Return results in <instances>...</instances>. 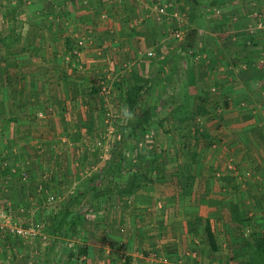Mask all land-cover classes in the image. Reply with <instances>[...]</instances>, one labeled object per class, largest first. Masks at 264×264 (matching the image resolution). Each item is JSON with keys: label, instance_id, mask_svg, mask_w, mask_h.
I'll return each instance as SVG.
<instances>
[{"label": "crops", "instance_id": "1", "mask_svg": "<svg viewBox=\"0 0 264 264\" xmlns=\"http://www.w3.org/2000/svg\"><path fill=\"white\" fill-rule=\"evenodd\" d=\"M25 1L22 10H15L22 12V18L9 22L4 31L0 29V58L4 60L0 61V119L8 125L7 130L0 133V139L1 135L6 137V133L13 138L7 160L18 169L17 173L27 169L33 172V177H38L47 169L52 157L48 156L46 145L56 134L48 128V123L57 125L66 121L61 113L64 103H59V98H48L49 91H55L53 84H49L50 76L58 79L60 74L72 75L71 69L63 65V58L70 45L73 47L85 33L92 38L90 45L94 47L85 49L81 56L91 69L100 65L99 59L120 57L121 53L117 52H127L126 47L132 54L137 42L127 27L140 25L136 18L125 22V17L127 14L137 16L143 3L141 0ZM171 1L174 10L181 6L188 9L184 0ZM194 1V11L201 17L196 19L197 35L191 43H195L203 58L195 61V67L182 70L174 55L169 72L180 71V82L176 79L180 88L189 87L199 93L207 91L208 87L215 88V101L222 92L225 109L220 117L212 120L218 121L213 123L217 129L209 126L205 131L201 126V132L193 130V133L186 129L188 139L191 136L194 142L190 141V147L183 148L181 155L185 157L184 171L191 182L140 183L133 196L121 200L119 207L113 206L117 200L113 201L116 196L111 195L109 203L112 205L107 210H99L97 220L88 224L78 221L71 227L78 226L76 236L83 239L86 259H70L62 264H157L153 251L166 255L173 264L253 263L250 256L255 250L253 233L264 232V214L260 211L264 208V123L261 117L264 69L253 67L264 58V27H257L251 16L253 10L259 8L255 0ZM260 6L259 10L264 11V3ZM214 9L222 14L212 19L213 15L206 11ZM0 13L5 15V8L0 9ZM142 31L144 40L151 38L155 42L156 37L160 38L157 30L154 33L146 27ZM176 51L171 53L176 54ZM22 59L23 62H14ZM111 64L108 62V68ZM140 66L147 71V64ZM17 71H21L23 83L17 82L20 75ZM65 85L70 89L68 83L61 82L60 87ZM72 89L75 91V85ZM210 97L212 93L203 94L206 107ZM236 104L237 107L232 108ZM50 105L57 108L55 115H38ZM212 139L219 143L215 150L206 147ZM219 149L224 153H218ZM174 152L180 155L179 147H175ZM0 157H6V151L0 149ZM55 161L61 163L57 166L64 164L60 156ZM180 164L179 160L176 166ZM9 170L11 167L0 168V186L18 192L13 188L16 174ZM244 182L258 183L256 186ZM235 204L238 220L231 218L230 207ZM4 242L0 240L1 255L6 254ZM48 251L44 254L46 264H61V259L55 261L56 245L49 255Z\"/></svg>", "mask_w": 264, "mask_h": 264}, {"label": "rangeland", "instance_id": "2", "mask_svg": "<svg viewBox=\"0 0 264 264\" xmlns=\"http://www.w3.org/2000/svg\"><path fill=\"white\" fill-rule=\"evenodd\" d=\"M141 1L143 8L139 9L137 16L129 17L127 14L125 17V22L130 23L128 18H131L132 22L136 18L140 25L135 26L132 23L133 25L127 27L137 42L136 49L132 54L126 47L127 52H117L121 53L120 57H113L110 60L99 59L100 65L91 69L90 66L87 67L88 62L81 56L85 49L94 47V44L90 45L92 38H89L90 35L85 33L80 37L82 44L76 46L77 43L74 42L73 47L71 44L63 58V65L71 69L72 75L60 74L58 79L50 76L49 84H53L55 91H49L48 98H59V103H64L61 113H64L66 121H61L57 125L55 122L48 123V128L53 130L56 135H52L46 145L48 156H52L51 160H48L49 165L46 170L41 171L38 177H33V172L27 169H22L17 173L18 169L14 168V165L11 166L8 161V148L13 138L8 137L7 133L6 137L1 135L0 146L3 147L0 149L2 152L6 151V157H0V168L11 167L9 171L16 174L13 188L18 192L0 186V209L8 204L15 224L25 230L33 228L35 231V234L26 233L24 235H8L6 232H1L0 240L1 242L5 241L4 249L6 251L4 255L0 253L1 264H6L7 261L9 264H46L45 251L49 250V255L55 245L58 248L55 261L61 259V264L70 259L74 261L86 259L84 245L81 243L83 239L76 236L78 226L71 229L72 226H69L68 220L70 221L75 216H82L81 222L93 223L94 220H97L99 210H107L112 205L109 203L111 195L117 198L113 200H117L115 205L113 203V206L116 207L120 206L121 200L125 198L129 200V197L133 196L134 189L136 190V188L130 187L132 175L139 176L137 188L140 183L148 182H174V180L176 182H191L188 173L184 171L186 169V166L184 167L185 157L181 155V150L190 147V141L194 142L191 136L188 139L187 132L193 133V130L201 132L199 129L201 126L205 131L209 129V126L214 127L218 121L213 122L212 120L214 117H220L225 109L224 96L221 95V92L218 101H215L213 99V96L217 94L215 88L210 90L208 87V90L203 93L189 87L180 88L181 85H177L181 78L178 75L180 71L178 73L169 72L172 65L171 59L174 55L178 56H175V61L182 70H187L194 65L195 61L203 58L202 53L197 51L195 43H191L197 35L195 26H197L198 20L196 19H200L201 16H198L197 13L188 14L189 9H183L185 6L174 10V2L171 0ZM254 2L259 8L255 12L253 10L251 16L254 17L255 25L263 28L264 11L259 9L261 8L260 4L264 2L263 0ZM24 3H26L25 0H0V9L5 8L6 10L5 15L0 13V29L4 31L7 29L6 25L10 24L9 22L15 23L22 18V12L20 10L15 12V10L18 8L22 10ZM164 5L167 6L165 13L159 15L157 7ZM206 13L213 15L210 17L212 19L214 16L218 17L222 14L219 9L206 11ZM108 17L113 19L112 15L108 14ZM114 19L118 21L116 17ZM146 27L154 33L157 30L160 38L156 37L155 42L151 38L144 40L142 30ZM176 30L181 33L178 38L174 35ZM249 33L251 34L252 31ZM177 46L181 53L176 51L178 50ZM103 50L105 49L102 48ZM172 51H176V54L171 53ZM148 52H151V55ZM0 61L4 60L0 58ZM17 61L18 63L19 61L23 62V59L14 60V62ZM108 62L112 63L111 68H108ZM261 62H264V58H260L253 67L264 69ZM139 63L144 66L147 64V71H144L142 66H137ZM244 65L246 64L244 63ZM17 74H20L17 82L23 83L24 77L21 76V71H17ZM181 74L184 75V73ZM53 79L54 83H52ZM146 79L149 80V88L140 98L139 109L149 107L152 119L145 133H139L132 137L131 126L134 117L127 114L125 92L132 84L144 82ZM176 79L179 82H176ZM61 82L68 83L70 89L67 88V85L61 88ZM74 85L75 91L72 89ZM57 88L58 90H56ZM204 93H212V97H210L212 99L206 102L208 104L207 114L200 116L195 113V105L197 98H203ZM216 102L219 105H215ZM235 106L237 107V104L232 108ZM57 107L60 111L59 105ZM240 108L242 107L240 106ZM56 110V107L50 105L45 110H40L38 115L52 117ZM184 117L189 119L183 120ZM261 117L264 123V112ZM6 126L8 125L3 124L0 119V133L7 130ZM214 128L217 129V127ZM208 142L206 147L214 150L217 144L219 145L215 139ZM188 144L189 146H187ZM175 147H179L180 155L175 154ZM217 151L220 154L224 153L220 149ZM58 156L64 162L62 166H57V164L61 165L55 161ZM179 160L182 164L176 166ZM108 165L114 173L113 183L116 187L106 194L95 195L92 190L86 188L92 177H95L93 183H100V187L102 184L101 188L107 186L106 172L110 171L107 169ZM214 171L212 170V173ZM102 174L103 176L98 178ZM244 183H252L257 186L258 182ZM117 187L122 191L117 190ZM50 196H53V199H49ZM64 204H69V213L68 215L65 213L67 217L65 221L61 222L63 224L56 233L54 225H57L60 218L65 215L61 213V207ZM260 211L264 214V208ZM32 243L34 244L32 245ZM155 252V257L165 256L166 264H173L170 263L166 255H157V251H153V253ZM49 262H52V259ZM157 264H159V259Z\"/></svg>", "mask_w": 264, "mask_h": 264}, {"label": "trees", "instance_id": "3", "mask_svg": "<svg viewBox=\"0 0 264 264\" xmlns=\"http://www.w3.org/2000/svg\"><path fill=\"white\" fill-rule=\"evenodd\" d=\"M184 1L186 2L187 6H188L190 15H192V13H195L194 7H193L195 4V1L194 0H184ZM196 2H197V0H196ZM148 81L149 80L146 79V80H144V82H141V83L136 82V83L132 84L131 86H129L125 92L127 114L133 115V117H134L133 118L134 119L133 124L131 126V136L132 137L137 136V134H139V133H145L150 126L152 114H151L149 107H146L144 109H139L140 98H141L142 94L146 90H148V88H149ZM207 112H208V110L206 109V106H205V99L202 97L197 98V102L195 105V113L197 115L203 116V115L207 114ZM107 169L108 170L110 169V165H108ZM106 174H107V178H108V184L105 188H101L100 184L93 183V182H95V177H92L90 179L91 182L86 189L92 190L95 195L106 194V193L110 192L114 187H116V186H114V183H113L114 173L110 169V171L109 172L107 171ZM102 176H103V174L98 178H101ZM138 181H139V176L136 174L132 175V179L130 181V187L131 188H137V182ZM117 190L122 191L118 187H117ZM71 199H73V198H71ZM68 207H69V204H64V206L61 207L62 215L65 213H67V215H68V213H69ZM230 211H231V218L233 220H238L239 219L238 218V208L236 207V204L232 205L230 207ZM67 215L66 214L63 215L59 220L60 223L58 222L57 225H54L55 229H56L55 230L56 233H58L59 227H61V225L63 224L61 222L65 221ZM78 221H81L80 217L75 216V217L71 218L70 221L68 220V224H69V226H72L74 223H78ZM254 233H253L252 237H253V241H254L253 244L255 246V250H253V252H251L252 253L251 258L253 260V263H249V264H264V232H261L258 235L254 234Z\"/></svg>", "mask_w": 264, "mask_h": 264}, {"label": "built area", "instance_id": "4", "mask_svg": "<svg viewBox=\"0 0 264 264\" xmlns=\"http://www.w3.org/2000/svg\"><path fill=\"white\" fill-rule=\"evenodd\" d=\"M165 8H167L166 5L164 6H158L157 7V12L159 15L161 14H164L165 13ZM218 12V10H217ZM177 38L180 37L181 33L180 31H175V34H174ZM82 44V41L79 40L77 42V46H80ZM150 55H151V52H148ZM262 65H264V62H261ZM49 199H53V196H50ZM15 220L13 219V215H12V212L10 210V207L9 205L7 204L5 207L1 208L0 209V233L1 232H6L8 235H24L26 233H34V229L31 228V229H28V230H25L21 227H18L15 222ZM35 234V233H34ZM156 259L158 260L159 259V264H166L167 263V258L165 256H158L156 257Z\"/></svg>", "mask_w": 264, "mask_h": 264}]
</instances>
